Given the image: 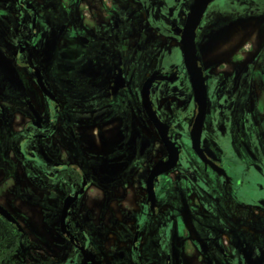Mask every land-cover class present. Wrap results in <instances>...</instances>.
Returning a JSON list of instances; mask_svg holds the SVG:
<instances>
[{
  "label": "flooded vegetation",
  "instance_id": "1",
  "mask_svg": "<svg viewBox=\"0 0 264 264\" xmlns=\"http://www.w3.org/2000/svg\"><path fill=\"white\" fill-rule=\"evenodd\" d=\"M194 2L0 0V264H264V0L194 29L197 146Z\"/></svg>",
  "mask_w": 264,
  "mask_h": 264
},
{
  "label": "water",
  "instance_id": "2",
  "mask_svg": "<svg viewBox=\"0 0 264 264\" xmlns=\"http://www.w3.org/2000/svg\"><path fill=\"white\" fill-rule=\"evenodd\" d=\"M211 0H195L194 4L191 7V11L188 16L185 29L183 31L182 42L184 45V59L186 65L191 74L196 99L200 106V112L196 118L194 128L192 129V137L194 144L197 146L199 142V134L202 126L203 114L205 109V87L199 69L197 68V58L194 46V29L199 22V19L206 8L207 4ZM153 173H156L155 171ZM153 175V174H152ZM0 213L7 219L14 221L12 215L4 207L0 205Z\"/></svg>",
  "mask_w": 264,
  "mask_h": 264
},
{
  "label": "rangeland",
  "instance_id": "3",
  "mask_svg": "<svg viewBox=\"0 0 264 264\" xmlns=\"http://www.w3.org/2000/svg\"><path fill=\"white\" fill-rule=\"evenodd\" d=\"M255 41H256V38L253 37V39H251L249 41L248 40H243V43H245V44L248 43L249 44L251 42L254 45ZM253 45H252L251 49H253ZM234 50H235L234 48H229V49L228 48H226V49L225 48H221L215 54H212L211 58L212 59H218L219 57L220 58H224V57L229 58L231 56V54L234 52ZM246 51L252 52V50H246ZM6 197H7L8 201L9 200L12 201L13 198H15L14 195H12L10 193H7ZM21 206H22V204L18 203L17 206L15 207L16 209L12 208V206H10V208H11V211L14 212L17 216H21L22 212L23 213L27 212V210L24 209V208L22 209ZM23 206H24V204H23ZM32 210H33V212H32L31 217H27L29 215V213L28 212L26 213V215H27L26 216L27 217L26 226L33 233H35L37 235H42V233H45V231L43 229V228H45V226L43 225V222H42V219H43L42 212H41V210L39 208H35V207H33ZM37 221H39L40 225H39V223ZM41 228H42V230H41Z\"/></svg>",
  "mask_w": 264,
  "mask_h": 264
}]
</instances>
